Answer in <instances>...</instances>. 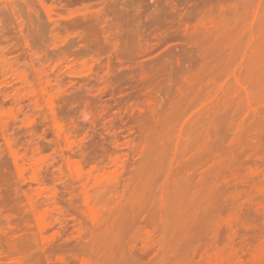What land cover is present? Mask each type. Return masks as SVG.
<instances>
[{"label":"rangeland","instance_id":"rangeland-1","mask_svg":"<svg viewBox=\"0 0 264 264\" xmlns=\"http://www.w3.org/2000/svg\"><path fill=\"white\" fill-rule=\"evenodd\" d=\"M263 249L264 0H0V264Z\"/></svg>","mask_w":264,"mask_h":264},{"label":"bare ground","instance_id":"bare-ground-1","mask_svg":"<svg viewBox=\"0 0 264 264\" xmlns=\"http://www.w3.org/2000/svg\"><path fill=\"white\" fill-rule=\"evenodd\" d=\"M263 250H264V249H263ZM260 252H262V251H260ZM214 254H216V253H214ZM214 254H213V259H214ZM260 254H261V253H257L258 256L256 255V257H258V258L260 257V258H261V257H262V254L264 255V253H262L261 256H260ZM216 255H217V254H216ZM220 255H222V254L220 253ZM215 257H216V256H215ZM221 257H222V260H221V261H219V262H214V263H221V262L223 263V262H224V261H223L224 258H223V256H221ZM221 257H219V258H221ZM225 257H226V256H225ZM254 257H255V256H254ZM209 258H210V257H209ZM211 258H212V257H211ZM211 258H210V259H211ZM217 258H218V257L215 258V261H218ZM210 259H209V262L211 261ZM213 259H212V260H213ZM225 259H227V257H226ZM255 259H257V258H255ZM261 259H262V258H261ZM261 259H260V260H261ZM228 260H229V259H228ZM230 260H231V259H230ZM230 260H229V261H230ZM233 260H234V259H233ZM231 261H232V260H231ZM235 261H236V260H235ZM253 261H254V262H251V261H250L251 264L255 263L256 261H258V263L256 262L257 264H261V263L259 262V259H257V260H254V259H253ZM207 262H208V261H207ZM210 263L212 264L213 261H211ZM233 263H234V262H233ZM233 263H232V262H231V263L229 262V264H233ZM240 263H241V262H240ZM242 263H243V261H242ZM256 263H255V264H256ZM262 263H263V261H262ZM207 264H208V263H207ZM223 264H224V263H223ZM243 264H244V263H243ZM248 264H250V263H248ZM263 264H264V263H263Z\"/></svg>","mask_w":264,"mask_h":264}]
</instances>
